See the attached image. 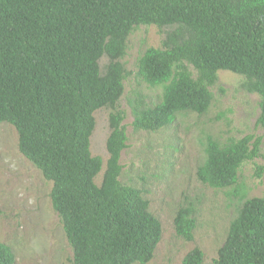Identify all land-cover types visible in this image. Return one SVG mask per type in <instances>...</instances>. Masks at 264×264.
<instances>
[{
  "label": "trees",
  "instance_id": "1",
  "mask_svg": "<svg viewBox=\"0 0 264 264\" xmlns=\"http://www.w3.org/2000/svg\"><path fill=\"white\" fill-rule=\"evenodd\" d=\"M140 26L170 31L161 48H148L137 61L136 77L162 95L152 107L139 97L135 131H159L180 113L204 115L217 72L228 71L259 97L264 139V0H0V124L14 128L18 152L51 183L70 264H147L161 239L142 192L119 181L127 146L124 113L116 108L128 78L121 60ZM102 57L108 59L103 69ZM103 108L112 112L97 186L102 162L91 156L89 141L93 114ZM260 144L253 135L225 144L207 138L197 180L212 189L234 186ZM193 214L181 208L173 221L187 242ZM203 261L195 248L182 264ZM0 264H14L1 243ZM212 264H264V198L242 202Z\"/></svg>",
  "mask_w": 264,
  "mask_h": 264
},
{
  "label": "rangeland",
  "instance_id": "2",
  "mask_svg": "<svg viewBox=\"0 0 264 264\" xmlns=\"http://www.w3.org/2000/svg\"><path fill=\"white\" fill-rule=\"evenodd\" d=\"M169 31L140 26L127 39L121 63L128 78L116 106L124 113L122 125L127 136V146L120 157L123 170L119 181L140 190L149 212L160 222L161 239L147 264H182L186 254L195 248L203 252V264H212L242 202L264 198V139L257 126L259 97L245 91L243 77L219 71L216 83L209 88L212 100L204 115L180 113L173 124L159 131H135L132 108L139 97L141 104L152 107L162 95L160 87L150 88L136 77L137 61L148 48H161ZM107 63L108 59L102 57L100 68ZM188 69L194 73L190 66ZM111 112L103 108L93 114L95 126L89 151L102 162L94 180L97 186L108 160L105 144ZM247 135L261 139L259 155L241 165L234 186L212 189L197 180L207 138L225 144ZM259 168L262 170L257 176ZM50 189L51 183L18 152L14 128L0 124V243L10 248L14 264H70L72 253L52 209ZM184 207L194 211L191 242L178 237L174 230L175 215Z\"/></svg>",
  "mask_w": 264,
  "mask_h": 264
}]
</instances>
